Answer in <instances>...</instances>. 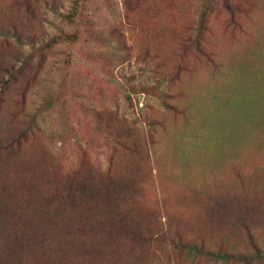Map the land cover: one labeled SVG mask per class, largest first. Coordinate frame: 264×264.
Instances as JSON below:
<instances>
[{
    "label": "rangeland",
    "instance_id": "1",
    "mask_svg": "<svg viewBox=\"0 0 264 264\" xmlns=\"http://www.w3.org/2000/svg\"><path fill=\"white\" fill-rule=\"evenodd\" d=\"M0 160L7 218L39 210L28 196L54 197L68 176H133L130 193L80 197L79 212L150 229L159 247L98 230L63 264H210L165 233L244 246L201 193L264 178V0H0ZM249 200L263 240L264 191ZM77 214L62 205L55 222Z\"/></svg>",
    "mask_w": 264,
    "mask_h": 264
},
{
    "label": "trees",
    "instance_id": "2",
    "mask_svg": "<svg viewBox=\"0 0 264 264\" xmlns=\"http://www.w3.org/2000/svg\"><path fill=\"white\" fill-rule=\"evenodd\" d=\"M118 173H98L97 177L88 174L80 175L73 183L71 176L65 181V188L55 193L54 197L46 195H30L28 197H40L41 208L35 212L29 213L28 210H13L7 218L8 206L4 199L9 193L8 182L5 167L1 166L0 160V225L3 224V231L0 233V264H63V261H75L69 257L68 253L76 254L83 248L88 249L89 233H96L98 230H107L111 237L113 234L124 232L125 240H129L132 247L137 243H145L147 246L161 244L162 241L154 240L152 230L148 229L147 234L140 229H127L128 226H120L116 230L112 222L103 225L101 218L82 219V213L79 212L80 205L77 201L80 197L96 199L102 197L107 200L121 194L130 193L133 187V176ZM46 178L47 174L40 175ZM127 177V178H126ZM51 180V179H50ZM33 181L26 180V184ZM23 184L25 185V183ZM99 183V184H98ZM264 178L259 182L255 190L245 186V191L229 189L226 186H214V190H205L201 195L207 200V205L213 214L231 215L232 226H241L247 238L246 244L242 247L237 246L236 240L212 238L209 241L200 240L187 242L184 239L176 241L175 239H166V233L163 235V244L171 246L175 250H180L196 260L207 261L210 264H264V238L260 240L257 232L262 228L258 223L259 216L254 209H250L249 198L254 197L264 191ZM76 185V187L74 186ZM26 186V185H25ZM27 195L21 197V201ZM50 199H55L58 203L52 209L45 207L50 204ZM245 199L244 202L240 200ZM24 204V203H22ZM75 204L77 216L74 223L67 226L61 222H55V218L61 214V206ZM44 208V211H42ZM117 209L112 210V215L118 213ZM83 222H80V218ZM54 221V222H53ZM125 219L123 220V222ZM102 226L104 228H102ZM54 229L55 231H50ZM179 236V233L175 236ZM224 238V237H223ZM227 248V250L224 249ZM144 247L143 249H145Z\"/></svg>",
    "mask_w": 264,
    "mask_h": 264
}]
</instances>
